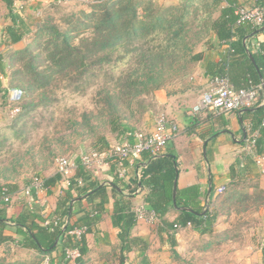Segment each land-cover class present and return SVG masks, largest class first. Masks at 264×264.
Instances as JSON below:
<instances>
[{
    "label": "rangeland",
    "instance_id": "374dc122",
    "mask_svg": "<svg viewBox=\"0 0 264 264\" xmlns=\"http://www.w3.org/2000/svg\"><path fill=\"white\" fill-rule=\"evenodd\" d=\"M13 1L12 12L18 13L24 20L27 31L18 44L10 46L3 41L5 28L12 21L11 11L0 0V51L5 65L4 73L1 74L3 89L0 92V187H15L8 206L9 209L20 206V210L24 205L33 204V193L28 192V186L34 179L45 181L58 174L59 159L68 158L76 168L81 164L82 156L97 150L94 145L99 137L105 136L114 144L116 140L125 138L130 131L146 133L152 125H156L160 114L156 107V93H168L175 87H183L186 84L184 77L198 70V62L192 61V58L212 42L211 23L219 16L224 3L223 0H137L141 2L139 11L142 14L148 10V15L153 16L160 10L172 7L175 10L168 13V16L173 15V21L179 22L183 19L182 16L185 17L184 23L179 22L175 27L177 32L183 28L182 35L177 40L171 36L172 48L169 52L159 56L169 43L162 41L167 39L166 35L159 36L160 39L156 40L159 49L153 52L152 57L157 56L154 61L150 58L149 45L144 42L134 43L129 49L125 48V55L120 51L114 53V70H110L109 66L104 67V71L94 67L90 72L95 75L84 78L82 83L75 81V84L71 77L53 76L43 93L36 90L18 104L19 101L11 99L15 71L22 69V61L15 63L13 60L15 53L31 47L33 55L39 56L41 62L44 60L42 44L46 37L39 39L40 45L36 44L39 30L50 23L57 25L62 32H68L77 26L81 12H91L103 0ZM76 34L79 32L75 33L77 38ZM75 41L77 44L78 40ZM134 46L141 50L135 54L128 53ZM120 58L125 60L121 61ZM24 62L26 63L25 60ZM40 65L45 70L49 66L47 62ZM131 76L134 78L130 79ZM117 80H123V83L133 80L143 84L134 87L135 91L132 90L131 93L118 92L122 100L121 122L128 131L126 135L124 132H111V116L105 107L107 94L104 93L115 89ZM155 83L161 85L159 89L153 87ZM43 98L51 102L45 106ZM31 104L36 107H29ZM20 110L24 112V123L13 130L11 126L21 115ZM12 131L16 132L11 133ZM249 147L254 153L250 144ZM258 161L263 173L262 159ZM257 185L254 179L243 184L245 188L239 189L241 195L234 202L227 201L230 198L228 189L221 195L217 194L214 204L205 207L218 214V219L211 227L212 232L199 237L190 236L189 241L179 244L175 249L181 252L178 257L168 245L169 254L159 263L264 264V195ZM13 212L8 216H14ZM6 232L14 231L8 228Z\"/></svg>",
    "mask_w": 264,
    "mask_h": 264
},
{
    "label": "trees",
    "instance_id": "16d2710c",
    "mask_svg": "<svg viewBox=\"0 0 264 264\" xmlns=\"http://www.w3.org/2000/svg\"><path fill=\"white\" fill-rule=\"evenodd\" d=\"M3 1L11 11L12 21L5 28L3 41L12 46L24 39L27 28L19 14L12 12L14 1ZM258 1L259 4L256 6H264V0ZM235 5H238V3L229 0L228 6L221 10L219 17L212 21L210 27L211 32L218 38L220 43L230 45V58L227 62H209L206 71L213 77L226 76L236 89H248L264 82V47L261 48L259 54H253L256 66L249 57L243 40L247 36L254 38L260 34H264V31H260V28H254L247 22L239 23V17L235 13ZM140 9L141 2L137 0H103L98 2L91 12H81V19L78 20L77 26L68 32H62L57 25L47 23L39 30L36 41V44L39 43L40 45L39 39L46 37L44 44H42L44 60L39 62V56L33 55L31 47L15 53L14 62L18 63L19 60L22 61V69L17 70V72L15 71V86L11 88V90L16 89L23 92L21 100L17 103L21 104L20 102L25 101L26 97L36 90L43 93L50 85L53 76L71 77L75 84V81L82 83L88 76L91 78V76L95 75L90 72L94 67H99L101 71H104V67L109 66L110 70H114V53L120 51L125 55V48L128 47L129 49L134 43L144 42L149 45L151 47L149 50L151 53L150 58L154 61L157 56L153 58V52L159 49L156 46V42L160 39L159 36L166 35L167 39L162 41H169V43L166 44L167 46L164 49L162 48L164 51L160 52L159 56L169 52L172 48L171 36L177 40L182 35L183 28L177 32L175 27L179 22L184 23L183 19L185 17L182 16L183 19H180L179 22L173 21L171 18L173 15L168 16V13L171 14L175 10L172 7L160 10V12L153 16L148 15V10L143 11L142 14L139 11ZM76 32H79V34H76L77 38L75 36ZM75 39L78 40L77 44ZM208 45H211V43ZM140 50L141 48L134 46L132 50H128V53L132 52L135 54ZM203 55V53L195 54L192 61H202ZM120 60L123 61L125 58H120ZM45 62L49 64L47 70L43 69L40 65V63ZM4 70V56L0 51V92L3 89L1 74L4 73ZM132 78L134 76L130 77V79ZM112 81H114L113 78ZM132 81L123 83V80H117L115 89L106 90V93H104L107 94L105 107H107V113L111 116L109 124L113 133H128L125 130L126 126L121 122L120 102L122 100L118 92L120 91L123 94L124 91H129L131 93L132 90L135 91L134 87L143 85L140 82ZM151 81L153 82V79ZM78 85L80 87V84ZM160 86L159 83H155L153 87L159 89ZM11 90L8 89V91ZM262 100H264V97ZM50 102L48 99L43 98L42 100L45 106ZM259 104L257 103L251 109L240 111V118L241 122L247 124V127H249V130L247 128L248 144L253 140L251 136L255 132H258L259 138L255 144L254 152L258 156H264V105L259 107ZM29 107H36V105L31 104ZM29 107H26V109ZM20 113L21 115L11 126L13 130H17L19 125L24 123V112L22 113V110H20ZM15 132L12 131L11 133ZM94 146L97 147L95 151L100 153L110 149L109 142L105 136L99 137ZM159 153L154 154L147 151L138 160L145 161L146 167L142 169V177L137 183V187L140 185L148 191L146 201L159 218V231L167 236L172 249L171 252L178 257L179 254L175 250L177 246V233L181 229L190 226L201 235L209 234L212 232V225L218 219V214L217 212L208 211L200 205L198 200L200 189L198 186L185 190L177 188L176 205L174 204V188L179 174L177 157L174 155L158 156ZM110 167L115 170L114 179L110 183V189L115 199L113 223L115 227L120 229L119 239L122 256L125 253L131 252L134 247L139 245L146 250L147 244L141 238H133L131 236L138 218L136 212L133 210L131 196H127L124 193L120 176L116 172L118 169L117 165L112 161ZM240 168L241 164L237 162L231 166L232 181L229 187L225 188L226 190L228 189V197H230L227 201L234 202L233 200L238 195H241V192H238L240 191L239 189L245 188L242 185L249 182L244 179V175L248 173V166L244 168L245 174L240 173ZM91 173L92 171L85 167L80 170V174L75 173V178H82L86 181L85 186L78 187L74 179L72 180L73 186L58 198L55 217L48 224L40 214L26 207L16 216L9 218L8 204L12 200L15 187L12 188V186L8 185L1 186L0 245H9L14 242L13 236L8 235L6 232L8 228H12L21 237L22 240L19 246L22 248L32 249L45 255L54 252L58 246H61L65 252L66 250L78 249L80 257L86 255L88 253L87 234L91 232L92 227L97 223V213L104 212L105 206L109 201V189L106 185L102 186L100 183L92 180ZM60 181L65 182L59 173L46 179L44 181L45 189L56 186ZM236 187L239 188L237 189ZM72 188L76 189L78 197L86 195L91 196L94 200L100 198V201L94 204L93 212L87 213L86 217L80 222H72L71 202L74 200L70 191ZM224 191L218 194L221 195L225 193ZM260 193L264 195L262 190H260ZM6 197H9L8 202L5 201ZM172 210L178 212V217L171 222L167 219V215ZM65 218L70 219L69 224L64 225L63 221ZM76 228H87L80 239H77L74 235H70V232ZM5 260L2 258L0 264L1 262L2 264L8 262ZM77 260L80 264L82 259L79 258ZM39 261L36 260V262L34 261L30 264H40ZM120 263L125 264V258Z\"/></svg>",
    "mask_w": 264,
    "mask_h": 264
},
{
    "label": "crops",
    "instance_id": "0c3cea01",
    "mask_svg": "<svg viewBox=\"0 0 264 264\" xmlns=\"http://www.w3.org/2000/svg\"><path fill=\"white\" fill-rule=\"evenodd\" d=\"M223 1L222 10L228 6V1ZM232 1L238 3V5L248 7L259 4L258 0ZM243 43L249 57L256 65L253 54H259L260 49L264 47V34L254 38L247 36L244 38ZM199 53L204 54L203 60L197 63L198 70L196 69L197 71L194 74H188L184 77L183 81L186 84L183 87H175L172 92L168 93L167 91H158L155 96L156 107L160 113L159 117L165 116L179 127L178 135L169 141L158 156L174 155L177 157L179 170L177 188L185 190L198 186L200 189L199 203L201 206L206 207L209 204H214L219 188L229 187L232 181L231 166L236 162L241 164V174H245L244 168L248 166V173L244 175V179L249 183L254 179L257 181L260 190L264 192V174L257 163L260 157L264 164V156H258L251 151L247 142L249 127L241 122L240 112L217 113L206 111L197 115L192 113V108L196 105L200 96L211 86L213 76L207 73V65L209 62H227L230 58V45L220 43L218 38L213 35L211 45H208L205 50ZM263 97L264 92L260 95L259 107L264 105ZM154 127L155 125H152L146 133L151 132ZM127 139L126 136L123 139L116 140L114 144L111 143L110 139H108V142L110 147H113L126 142ZM143 164H145V161L138 160L134 165L127 164L124 175L121 174L119 169L116 170L120 176L124 193L131 196L135 212L141 208L144 210L151 209L146 201L148 191L140 185L137 187V183L140 181L138 173ZM100 167H98L99 170H97L98 168L93 170L90 175L92 180L107 186L109 201L104 212L97 213V223L92 227L91 232L87 234L88 253L79 257L82 259L80 264H121L120 261L124 258L125 264H158L162 258L169 254L167 249L169 240L164 233L159 231V222L153 223L146 219L138 220L131 236L141 238L147 244V249L144 250L139 245L134 247L131 252L123 254L124 257L122 256L119 239L120 229L115 227L113 223L115 199L110 189L115 170L108 164ZM82 168V164L79 163L75 168V173L80 174ZM69 188L66 183L60 181L50 189H44L39 193L33 192V204L24 205V207L40 214L46 223L51 222L55 217L58 198L64 195ZM70 191L74 197L71 202L72 222H80L86 217L87 213L93 212L94 204L98 203L100 198L94 200L91 196L86 195L78 197L76 189L72 188ZM19 207L8 209V215L13 210L14 216L22 212L24 207L21 210ZM8 217L10 218V216ZM177 217L178 212L176 210H172L167 215V219L171 222ZM7 234L13 236L14 242L9 245H0V259L4 258L8 262L18 264H30L36 259L40 260V264H79L77 262L79 258L67 259L61 246H58L50 254L42 255L38 251L19 246L22 239L15 231L7 232ZM195 235L199 237L201 234L190 226L181 229L176 235L177 246L181 243L183 245V242L189 241L190 236L194 237ZM178 253L181 255L179 250Z\"/></svg>",
    "mask_w": 264,
    "mask_h": 264
},
{
    "label": "built area",
    "instance_id": "2783aa9c",
    "mask_svg": "<svg viewBox=\"0 0 264 264\" xmlns=\"http://www.w3.org/2000/svg\"><path fill=\"white\" fill-rule=\"evenodd\" d=\"M235 13L239 17V23L247 22L254 28H262L264 25V6L248 7L235 5ZM261 92H264V82L248 89H236L226 76H215L211 78L210 88L200 96L198 102L192 108V113L195 115L206 111L228 113L251 109L257 105ZM11 96L13 101H20L23 96V92L14 89L11 92ZM178 133V125L169 120L167 117L161 116L157 120L156 125L151 132L145 133L142 131H130L127 134L128 139L126 142L110 147L108 151L103 153L93 151L84 155L81 158V164L86 169L93 171L102 165H110L113 161V163H115L121 171V174L124 175L127 164L134 165L136 161L141 158L144 152L150 151L154 154L160 152L169 143V141L178 135ZM251 137L253 140L250 142V146L254 149L259 138L258 132H255ZM259 162L260 161H258V163ZM74 167V164L68 158L58 160V173L62 176L68 187L73 186V179L78 187L85 186L86 181L84 179L75 178ZM145 167L146 164H143L141 170ZM141 170L138 173L139 179L142 177ZM44 189V181L40 178L34 179L32 184L28 186L29 193L42 191ZM224 190L225 188L221 187L218 189V193H222ZM5 201L8 202L9 197H6ZM136 216L138 220L146 219L153 223L158 222L159 220L156 212L152 209L144 210L141 208L136 210ZM69 221V218H65L63 221L64 225L69 224ZM86 230L87 228H76L70 232V235H74L77 239H80ZM65 254L69 259H76L80 257L78 249L66 250Z\"/></svg>",
    "mask_w": 264,
    "mask_h": 264
},
{
    "label": "water",
    "instance_id": "95a60500",
    "mask_svg": "<svg viewBox=\"0 0 264 264\" xmlns=\"http://www.w3.org/2000/svg\"><path fill=\"white\" fill-rule=\"evenodd\" d=\"M260 31H264V26L262 28H260ZM176 198H177V184H175V188H174V204L175 205H176Z\"/></svg>",
    "mask_w": 264,
    "mask_h": 264
}]
</instances>
